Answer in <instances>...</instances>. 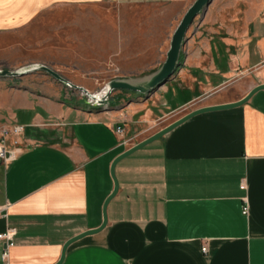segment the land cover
<instances>
[{
    "label": "crops",
    "instance_id": "0c3cea01",
    "mask_svg": "<svg viewBox=\"0 0 264 264\" xmlns=\"http://www.w3.org/2000/svg\"><path fill=\"white\" fill-rule=\"evenodd\" d=\"M194 1L0 0V69L44 65L89 93L150 79ZM25 75L0 77V131L24 128L0 162V234L15 231L5 260L0 240V264H56L68 240L101 224L116 157L264 84V0H212L175 73L145 95L114 90L89 106L41 69ZM114 172L106 227L61 264H264V90L191 117Z\"/></svg>",
    "mask_w": 264,
    "mask_h": 264
},
{
    "label": "water",
    "instance_id": "95a60500",
    "mask_svg": "<svg viewBox=\"0 0 264 264\" xmlns=\"http://www.w3.org/2000/svg\"><path fill=\"white\" fill-rule=\"evenodd\" d=\"M211 1L212 0H195L192 3V5L187 9V11L185 12L184 16L182 17L181 21L179 22L178 26L176 27V29L172 35L170 47H169V50L166 54V59H165L164 63L162 64V66L158 72H156L147 81L144 80L141 83L136 84V85L130 83L129 81L113 80V81L109 82V84H108L109 92L114 91V90H125V91H131V92H138L142 95H145V94H148L151 91H153L155 88H157L161 84L168 81L170 79V77L175 73V71L179 65L180 51H181L182 45L184 43V38H185V35H186L189 27L192 25L194 19L210 4ZM40 69L42 71L46 72L47 74H49L50 76H52L53 78H55L59 81H63V78L59 74L52 71L51 69H49L47 67H41ZM0 76L15 77V76H20V74H18V72H9L8 70H4L0 73ZM75 88L77 89V87H75ZM78 90H81V89H78ZM260 90H264V84L257 85L251 91H249L245 97H243L242 99H240L237 102L224 104V105L202 107V108L196 109L194 111H191L190 113L184 115L180 119H178L175 122L171 123L170 125L164 127L163 129L159 130L158 132L154 133L153 135L144 139L143 141L137 143L136 145H134L133 147H131L130 149H128L127 151H125L124 153H122L121 155L116 157L110 166V176H111L112 181H113V190H112L111 194L105 199V201L103 203L101 224L95 229L85 231L84 233H81V234L71 238L70 240H68L63 245L62 250H61V254H60V258L56 264L62 263L66 249L72 243L76 242L77 240H79L85 236L97 234L106 227V225H107L106 208H107L108 203L115 196V194L118 190V183H117V180L115 177L114 170H115L116 164L120 160H122V159L126 158L127 156L133 154L134 152L143 148L144 146L148 145L149 143L161 138L166 133H168L169 131L174 129L176 126L182 124L183 122L190 119L191 117L202 114V113H206V112L227 110V109H232V108L242 106L243 104H245L250 99V97L253 94H255L256 92H258Z\"/></svg>",
    "mask_w": 264,
    "mask_h": 264
},
{
    "label": "built area",
    "instance_id": "2783aa9c",
    "mask_svg": "<svg viewBox=\"0 0 264 264\" xmlns=\"http://www.w3.org/2000/svg\"><path fill=\"white\" fill-rule=\"evenodd\" d=\"M38 67H39V65H38ZM39 70H40V68H39ZM61 82L64 84V86L66 88L78 90L75 88V86H73L71 83H69L65 79H63V81H61ZM106 87L108 88V84L104 88H106ZM80 92L89 98L88 103L91 106L102 107V106L108 104V96L110 95V93L112 91L109 92V90H107V93L104 95V97L102 98L101 101L93 100L94 97L91 94H89V92H86V91H80ZM23 131H24V128L21 125H16V124L5 127L0 131V162L3 165H5L7 162L13 160L16 153L19 151L18 138L22 135ZM115 133L117 135H122L123 134V128L120 126L116 127ZM8 140H11L13 143L14 147L12 149L6 148V143ZM243 213H247V207H245L243 209ZM14 235H15L14 230H7L5 233L0 234V240L5 243V249L3 250L2 255H1L3 260H5L8 257V249L12 245V240H13ZM201 251H202V253L207 252L205 247H203L201 249Z\"/></svg>",
    "mask_w": 264,
    "mask_h": 264
},
{
    "label": "rangeland",
    "instance_id": "374dc122",
    "mask_svg": "<svg viewBox=\"0 0 264 264\" xmlns=\"http://www.w3.org/2000/svg\"><path fill=\"white\" fill-rule=\"evenodd\" d=\"M35 66H38V65H28V66H25V67H21V68H19V69H16V70H11V71H9V72H20L22 69H24V68H28V67H35ZM46 67V66H44V65H39V67ZM40 67V68H41ZM48 68V67H47ZM4 70H7V69H3V68H1L0 69V73L2 72V71H4ZM37 70H39V69H37ZM36 71V70H35ZM31 72H33V71H31ZM30 73V72H29ZM26 73H24V74H20L21 76H19V78L20 79H25L26 77V75H25ZM1 77V76H0ZM130 81H132V80H130ZM129 81V82H130ZM105 86H107V84L106 85H104L98 92H94V93H89V94H91V95H100V94H102V92H103V88L105 87ZM65 87V86H64ZM65 89H67V94H68V96H69V98H71V99H73V100H75V101H77V102H82V101H85V103L87 104V105H89V106H91L89 103H88V101H89V98L88 97H86L84 94H82L80 91H78V90H74V89H69V88H66L65 87ZM103 89V90H102ZM102 90V91H101ZM101 91V92H100ZM100 92V93H99ZM112 93V92H111ZM109 98H110V95L108 96V100H109Z\"/></svg>",
    "mask_w": 264,
    "mask_h": 264
},
{
    "label": "bare ground",
    "instance_id": "6f19581e",
    "mask_svg": "<svg viewBox=\"0 0 264 264\" xmlns=\"http://www.w3.org/2000/svg\"><path fill=\"white\" fill-rule=\"evenodd\" d=\"M39 68H40V67H38V66L24 68V69H22L20 72H18V74L29 73V72H31V71H35V70H37V69H39ZM147 79H148V78H146V79H144V80L147 81ZM144 80H132V81H130V83L136 85V84L141 83V82L144 81ZM107 90H108V88L106 87V88H104L102 94H100V95H92V96L94 97L93 100L101 101L102 98L104 97V95L107 93Z\"/></svg>",
    "mask_w": 264,
    "mask_h": 264
}]
</instances>
